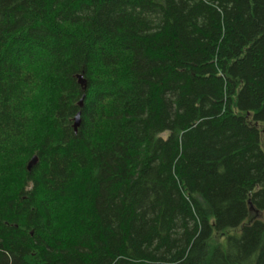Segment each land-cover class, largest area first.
Masks as SVG:
<instances>
[{"label": "trees", "instance_id": "obj_1", "mask_svg": "<svg viewBox=\"0 0 264 264\" xmlns=\"http://www.w3.org/2000/svg\"><path fill=\"white\" fill-rule=\"evenodd\" d=\"M0 264H264V0H0Z\"/></svg>", "mask_w": 264, "mask_h": 264}, {"label": "water", "instance_id": "obj_2", "mask_svg": "<svg viewBox=\"0 0 264 264\" xmlns=\"http://www.w3.org/2000/svg\"><path fill=\"white\" fill-rule=\"evenodd\" d=\"M77 79H78V83L81 86L82 90L86 91L88 87L86 79L83 77V75H78ZM83 106H84V98L81 100L79 107L82 109ZM80 126H81V112H79L74 119V130L76 134L78 133ZM38 163H39L38 157L34 156L28 164V167H27L28 171H31L34 167L37 166Z\"/></svg>", "mask_w": 264, "mask_h": 264}, {"label": "bare ground", "instance_id": "obj_3", "mask_svg": "<svg viewBox=\"0 0 264 264\" xmlns=\"http://www.w3.org/2000/svg\"><path fill=\"white\" fill-rule=\"evenodd\" d=\"M76 79H77V77H76ZM78 80V79H77Z\"/></svg>", "mask_w": 264, "mask_h": 264}]
</instances>
